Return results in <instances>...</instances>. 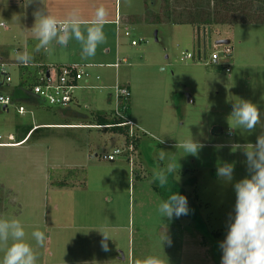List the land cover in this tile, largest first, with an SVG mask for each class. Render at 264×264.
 <instances>
[{"label":"rangeland","instance_id":"obj_1","mask_svg":"<svg viewBox=\"0 0 264 264\" xmlns=\"http://www.w3.org/2000/svg\"><path fill=\"white\" fill-rule=\"evenodd\" d=\"M165 1L77 0L83 14L102 2L122 20L120 57L128 62L121 65L118 80L131 82L130 108L146 129L136 133L138 148L133 153H125V137L112 129L58 125L96 123L97 112L112 115L115 106L108 96L114 92V82L108 88L76 89L80 104L71 111L44 102L12 101L6 109L0 107V217L22 222L37 264H131L134 258L148 255H158L169 264H221L220 243L230 217H235L234 185L250 175L246 156L232 145L255 143L262 131L257 126L250 134L230 133L227 118L234 101L242 98L257 104L264 120V23L213 25L198 33L193 24L165 20L161 13ZM42 7L40 0H0V65L15 61L22 47H34L27 38L33 36V13ZM129 15L140 19L131 22ZM156 15L159 19L154 22L151 17ZM106 26V38H113L114 46L116 35ZM125 28L130 36L124 34ZM220 39L230 40L232 57L214 64L211 54L224 48L215 43ZM187 53L193 57L185 59ZM79 66L89 72L91 83L98 84L97 70H106L109 80L115 79L110 67ZM3 68L11 74L0 95H8V87L18 82V68L11 64ZM3 80L0 69V84ZM19 105L25 107L24 114L18 113ZM36 124L48 125L29 140L2 144L16 141L21 125ZM190 135L204 145L198 156H183L175 147ZM160 139H164L161 144ZM117 147L125 154L103 159ZM160 149L181 166L179 180L170 177L162 193L155 189L158 184L150 183L153 168L161 163ZM218 162L234 163L231 182L217 176ZM176 187L192 211L162 221L158 205ZM193 205L199 213L193 212ZM163 225L170 245L162 246ZM101 226L108 228L112 239L107 251L95 230ZM36 229L47 237L43 247L32 238Z\"/></svg>","mask_w":264,"mask_h":264},{"label":"clouds","instance_id":"obj_2","mask_svg":"<svg viewBox=\"0 0 264 264\" xmlns=\"http://www.w3.org/2000/svg\"><path fill=\"white\" fill-rule=\"evenodd\" d=\"M32 0H29L31 3ZM43 5L37 8L33 15L35 22L31 28L36 41L31 50L17 51L15 60L25 66L34 62L37 54H50L54 45L66 48L71 40L81 46V58L88 60L96 54L97 48L106 42L104 26L107 23L108 13L101 5L95 10L90 19H86L79 8H73L63 17L53 15ZM231 132L240 131L250 134L259 126L262 131L255 143L234 144L233 150L240 149L246 156L249 176L234 185L236 193L235 217H230L228 232L224 241L220 243L223 255L221 264H264V120L257 104L251 100L239 98L232 105V112L228 116ZM160 139L159 143H163ZM175 147L182 150L184 155L198 156L204 147L192 135L177 141ZM158 163L152 170L150 183H156L161 188L169 185V178L179 180L180 164L178 159L169 155V152L160 149ZM234 163L218 162L216 174L226 182L233 179ZM158 213L163 218L172 220L189 215L188 199L179 192L171 193L167 199H162L158 205ZM101 233V246L108 250V240L111 239L108 228L101 226L95 229ZM36 244L43 247L46 235L36 229L32 232ZM162 246L171 244V238L166 226L160 229ZM112 240V239H111ZM0 251L3 256L0 264H37L38 256L33 246L26 240L24 225L18 218L0 217ZM131 264H169L168 260L158 255H148L143 258H134Z\"/></svg>","mask_w":264,"mask_h":264},{"label":"trees","instance_id":"obj_3","mask_svg":"<svg viewBox=\"0 0 264 264\" xmlns=\"http://www.w3.org/2000/svg\"><path fill=\"white\" fill-rule=\"evenodd\" d=\"M236 2L241 4H236ZM161 13L165 20L173 24L189 23L200 29L203 27L206 29L213 25L264 23V0H166ZM151 18L156 22L159 19V15ZM37 83H39L37 70L24 66L20 71V81L16 86L10 88L7 86V82L3 80L0 84V88L4 87L3 84H7L6 86L9 89L8 95L13 102L41 103L40 100L31 93V88ZM121 111L124 117L116 116L114 113L108 115L107 113L97 112L94 116L96 123H90V125H111L110 127L100 129H112L121 133L125 137V144L129 145L133 143L135 149H137L139 137L136 135L131 136L127 126L118 125L125 122L126 119H130L129 106L127 103L121 105ZM36 126L37 127H35V125L21 126L18 139L10 143H20L24 141L26 137H28L27 140H29L40 129L46 128L38 125ZM156 188L157 190L159 189V192L164 190V188L159 186H155V189ZM180 191L181 189L176 187V192ZM167 196L168 195H164L163 198L167 199ZM190 206L191 204L189 208ZM198 208L199 207L196 208L193 205V212H196V214L199 213ZM193 223H195L194 216Z\"/></svg>","mask_w":264,"mask_h":264},{"label":"crops","instance_id":"obj_4","mask_svg":"<svg viewBox=\"0 0 264 264\" xmlns=\"http://www.w3.org/2000/svg\"><path fill=\"white\" fill-rule=\"evenodd\" d=\"M101 5L106 9L107 13H108V11H110L108 13L107 23L105 25H107L110 30L113 29V32L116 35V38H114V46L112 44L113 38H106V42L101 44L97 48L95 56L93 58L88 59V60H84L81 58V46H80V44L78 42H76L75 40H71L66 48H62L59 45H54L53 51L50 54H44V53L37 54L35 56L34 62L30 65H27L26 67L27 68L31 67V69L33 68L34 70H37V77H39V78L41 76H43L45 73H47L49 70H53V69L60 68L63 66H68V65H77L79 68H80L79 64L83 65L85 67H90L91 65L94 67H102V69L104 67H110L111 69H113V73H114L113 76H115L116 80L112 79V78H111V80H109L108 73L106 70H97L95 73V80L97 81L98 84L91 83V80L88 78V77H90V74H89V76L85 78L84 83L80 84V82H78V86H79L78 88L79 89L108 88L114 82V84L111 86V88H113V86L116 83H119L123 86H127L129 88V90L131 92V96H132L131 82L129 80H127L126 78H123V77H122L123 78L122 82L118 80V76H119L118 71L121 68V65L125 64V63H122L118 68H115L114 66H112V64H114L118 58H120V59L126 58V57H120L121 46L119 44L118 35H119V28L122 25V23H121L122 20L118 19L117 11L115 10V12L113 14L109 5H106V4H103L102 2H99L98 4H96V7H90L88 10H85L84 14L82 12V14L86 19H90V18H92L91 16L94 15L95 10L98 7H100ZM45 7L47 8V10L53 11L52 14L56 15L58 17L65 16L66 13L69 12L70 10H72L73 8H79L80 9V7L77 5V0H56L52 6H50L48 4V0H45ZM127 19L132 22V21H138L140 19V17L138 15H129L127 17ZM27 40L29 43H32L33 46L36 43L34 36L28 37ZM24 50L25 49L22 47V49H20L18 51H24ZM126 60L128 62L127 58H126ZM91 62H98V63L95 64V63H91ZM7 64H11V66L18 68L17 69L18 74H19V76H18L19 78H18V82H17V84H18L20 81V71L25 65L18 63L16 60L15 61L11 60V61H9V63H6V65ZM84 71L88 72L87 70H84ZM7 74L10 76L11 73L9 72ZM25 75H27V74H25ZM81 81H82V79H81ZM7 84H9V83H7ZM17 84L13 85V87L16 86ZM75 93H74L73 102L68 107L65 108V109H68L69 111H71L73 109V107H75V105L80 104V99L77 97V95H75ZM188 98H189V96L187 95V100H188ZM108 100L114 102L113 98H112V93L109 94ZM129 101H130V98H129L127 104L129 106L130 120L136 125L135 133H138V130H140V129L145 131L146 130L145 127L136 121L137 118H135L134 112L131 111V108H130L131 105H130ZM20 103L25 104L28 102H20ZM35 104H38V103H35ZM36 125L45 126L48 124H40V125L36 124ZM58 125H62L65 127L66 126H68V127L74 126V127H79V128H94V126L90 125V123H88V122L73 123V122L66 121V122H62V124H58ZM45 127H47V126H45ZM26 138H28V137H26ZM11 142H13V141H11ZM8 143H10V142H8ZM8 143H2V144H8ZM14 144L16 145L17 143H14ZM11 145H13V144H11ZM122 259H124V257H122Z\"/></svg>","mask_w":264,"mask_h":264},{"label":"built area","instance_id":"obj_5","mask_svg":"<svg viewBox=\"0 0 264 264\" xmlns=\"http://www.w3.org/2000/svg\"><path fill=\"white\" fill-rule=\"evenodd\" d=\"M124 34L126 36H130V33L127 28L124 29ZM136 41H132V45H136ZM224 48L220 52H214L210 56L211 63H218L220 60L230 61L232 57V47L230 44H223ZM193 55L190 53L184 54V58H192ZM200 58V56H199ZM205 59V56H204ZM126 58H118L112 66L118 68L122 63H126ZM6 64H1L0 69L1 73L4 77V82H10V76L7 74V71L3 68ZM226 72H229L230 69L227 67ZM89 73L85 72L84 70L80 69L77 65H68L63 66L60 68H56L53 70H49L43 76L39 78V83L35 84L31 88V93L37 97L41 102L52 106H59V107H68L74 100V93L75 90L79 87L78 82L83 79L84 77H88ZM114 92L112 93V98L114 101V115L119 117H124L121 111V105L127 103L131 92L127 86H123L119 83H116L113 86ZM190 101V100H189ZM12 102V99L9 95H0V107L2 106L3 109L7 108V105ZM18 113L24 114L25 107L23 105L18 106ZM119 126H127L130 131V135L134 136L135 127L136 125L130 120L126 119L125 122L118 124ZM96 128H104L110 127L111 125H93ZM35 127H37L35 125ZM13 144L14 143H8ZM126 151L117 147L112 152L104 154L103 159L106 160H115L117 157L125 154H131L134 152V145L130 143L126 145ZM125 151V153H124Z\"/></svg>","mask_w":264,"mask_h":264},{"label":"water","instance_id":"obj_6","mask_svg":"<svg viewBox=\"0 0 264 264\" xmlns=\"http://www.w3.org/2000/svg\"><path fill=\"white\" fill-rule=\"evenodd\" d=\"M205 27H203V31L205 32ZM200 31V28H198V33ZM216 45H219V44H229L230 43V40L229 39H220V40H217L216 42ZM189 96V95H188Z\"/></svg>","mask_w":264,"mask_h":264}]
</instances>
